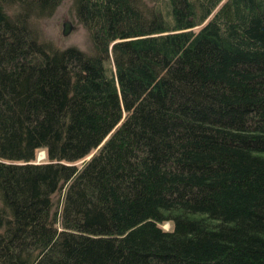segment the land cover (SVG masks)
I'll list each match as a JSON object with an SVG mask.
<instances>
[{
  "label": "trees",
  "instance_id": "trees-1",
  "mask_svg": "<svg viewBox=\"0 0 264 264\" xmlns=\"http://www.w3.org/2000/svg\"><path fill=\"white\" fill-rule=\"evenodd\" d=\"M0 264H264V0H0Z\"/></svg>",
  "mask_w": 264,
  "mask_h": 264
},
{
  "label": "rangeland",
  "instance_id": "rangeland-1",
  "mask_svg": "<svg viewBox=\"0 0 264 264\" xmlns=\"http://www.w3.org/2000/svg\"><path fill=\"white\" fill-rule=\"evenodd\" d=\"M68 20L72 25L76 27L75 30L71 31L66 37L62 36L63 22ZM40 30L42 32L41 36L47 41H54L55 44L60 46H70L76 45L81 47H86V34L84 30L75 25L72 18L69 17L67 13V4H61L57 9L55 15L48 21H45L40 25ZM45 160V154L43 150H39L36 154V163ZM169 224H164L163 228L168 229Z\"/></svg>",
  "mask_w": 264,
  "mask_h": 264
},
{
  "label": "water",
  "instance_id": "water-1",
  "mask_svg": "<svg viewBox=\"0 0 264 264\" xmlns=\"http://www.w3.org/2000/svg\"><path fill=\"white\" fill-rule=\"evenodd\" d=\"M62 26H63V29H62L63 37H66L71 31L76 29V27L72 25L71 22L68 20H65Z\"/></svg>",
  "mask_w": 264,
  "mask_h": 264
}]
</instances>
